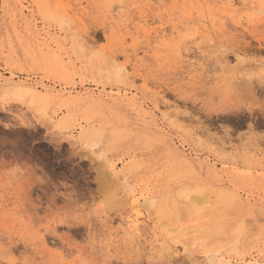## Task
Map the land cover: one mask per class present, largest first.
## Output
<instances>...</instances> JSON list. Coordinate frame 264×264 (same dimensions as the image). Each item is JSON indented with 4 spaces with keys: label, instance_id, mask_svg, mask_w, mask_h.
I'll return each mask as SVG.
<instances>
[{
    "label": "rangeland",
    "instance_id": "rangeland-1",
    "mask_svg": "<svg viewBox=\"0 0 264 264\" xmlns=\"http://www.w3.org/2000/svg\"><path fill=\"white\" fill-rule=\"evenodd\" d=\"M225 1L237 7L245 4L247 12L257 17L259 29L264 0H124L126 8L118 16L93 8L103 0H0V108L5 98L9 100V112L0 115L18 117L21 123L38 122L35 131L41 133L48 126L59 128L65 139L58 151L67 153L73 144L80 146L85 155L67 162L71 191L105 213L103 219L117 244L132 236V199L122 192L121 176H125L134 196L150 194L157 207L169 200L187 202L190 194L207 197L206 206L196 203L198 234L192 239L204 241L200 258L208 264H252L254 260L264 264L258 238L246 235L237 242L222 230L237 214L240 198L243 206L257 209L264 202V139L259 127L256 135H243L247 129L239 128L234 129V136L223 139L213 126L205 129L185 115L191 109L181 106L173 93L160 91L139 77L125 78L123 60L109 59L111 48L95 50L107 43L105 26L113 34L151 35L155 41L159 33L164 40L174 34V27L175 35H181L175 21L183 16L196 19L185 31H198L200 38L215 34L213 18L231 12L219 7ZM93 14L100 26L90 29L85 18ZM240 51L249 56L245 71H258V58L264 51L259 41H250ZM26 81L31 91L14 90ZM42 82L49 93L40 87ZM145 143L150 145L148 151L143 149ZM100 154L110 167L97 157ZM112 167L117 176L110 177L109 188H100L99 173ZM23 191L16 175L0 171V215L6 208L19 212L17 226L26 231V205L17 208L8 203L16 199L13 194ZM112 207L119 214L111 212ZM52 227L59 230L61 226ZM127 243L131 248L132 240ZM209 255L215 257L213 262Z\"/></svg>",
    "mask_w": 264,
    "mask_h": 264
},
{
    "label": "snow or ice",
    "instance_id": "snow-or-ice-1",
    "mask_svg": "<svg viewBox=\"0 0 264 264\" xmlns=\"http://www.w3.org/2000/svg\"><path fill=\"white\" fill-rule=\"evenodd\" d=\"M219 7L231 12L214 17L215 34L206 33L204 38L198 31H185V26L196 23L195 17L181 16L175 21L179 37L175 27L171 37L161 40L157 33L153 41L151 35L109 33L105 26L107 43L95 50L111 48L109 59L123 60L125 78L139 77L160 91L173 93L181 106L191 109L185 115L205 129L213 126L221 138L234 136V129L239 128L247 129L243 135H256L259 127L264 139V51L258 58L259 70L251 72L245 71L249 56L240 51L252 40H258L264 50V4L258 30L257 17L247 12L245 4L237 7L226 2ZM93 8L118 16L126 5L124 0H103ZM85 19L90 29L100 26L95 14ZM8 103L5 98L0 113L9 112ZM38 126V122L21 123L18 117L0 115V171L16 175L24 187L8 203L17 208L26 205L23 214L29 225L26 231L20 229V213L12 209L6 208L0 215V264H208L200 258L204 241L192 239L198 234L200 212L192 198L195 194H190L187 202L169 200L159 207L146 196L137 212L145 217V227L139 231L133 228L132 236L117 244L103 219L105 213L87 197H77L71 191L73 180L67 162L85 155L80 146L73 144L67 153L58 151L65 139L59 128L48 126L47 132L41 133L35 131ZM143 149L148 151L150 145L145 143ZM237 209L222 230L237 242L246 235L258 238L264 254V202L257 209L243 206L240 198ZM110 211L119 214L120 210L112 207ZM53 224L61 227L56 230ZM48 236L51 239L45 240Z\"/></svg>",
    "mask_w": 264,
    "mask_h": 264
},
{
    "label": "bare ground",
    "instance_id": "bare-ground-1",
    "mask_svg": "<svg viewBox=\"0 0 264 264\" xmlns=\"http://www.w3.org/2000/svg\"><path fill=\"white\" fill-rule=\"evenodd\" d=\"M226 2V1H225ZM147 5H149L148 3H147ZM123 21V20H122ZM128 21V20H127ZM124 22V21H123ZM129 25V24H128ZM108 57V56H107ZM109 60V59H108ZM118 60V59H117ZM110 61V60H109ZM115 61H116V58H115ZM112 63V62H111ZM11 75L13 76L14 75V73L13 72H11ZM27 82V81H26ZM29 82V81H28ZM28 82L27 83H19V84H17L16 85V87L14 88V90L16 91V92H20V91H23V90H26V89H28V91H31V89H32V87H30V84H28ZM1 83H2V80L0 79V86H1ZM45 83H41L40 84V87L44 90V91H46V92H48L49 91V89H47V87L44 85ZM4 85H6V84H4ZM57 90V89H56ZM65 90V89H64ZM49 93V92H48ZM59 94V93H58ZM33 95H36V94H33ZM120 95V94H119ZM36 97V96H35ZM50 97V96H49ZM124 97V96H123ZM42 98H45V97H42ZM53 98V97H52ZM45 99H47V98H45ZM49 99V98H48ZM131 99V98H130ZM135 99V98H134ZM136 101V100H135ZM95 155V154H94ZM95 157H96V155H95ZM94 157V158H95ZM97 157L105 164V165H107V166H109L110 164H109V162L110 161H107L106 159V157H104L102 154H100V155H97ZM106 158V159H105ZM95 160V159H94ZM101 162V163H102ZM99 163H100V161H99ZM98 163V164H99ZM100 166V165H99ZM110 167V166H109ZM115 167H112V169H110L109 171H107V169L106 170H104V171H101L100 173H99V178H98V185H99V187L100 188H106V187H108V185L110 184V177L111 176H117V174L115 173V169H114ZM159 175V174H158ZM121 178L123 179V189H122V192H123V194H124V196H123V194L121 195V196H123V197H125L126 198V196H128L129 197V199L131 198L132 199V209H133V213L131 214V216L129 217V223L131 224L130 225V230H131V233H133V228H135L137 231H139L140 229H143L144 227H145V217L143 216V215H140V216H138L137 215V212H139L140 210H141V205L143 204V202H144V200H145V198H146V196H150V194H147V195H143V196H140V197H136V196H134L132 193H133V191H132V189L130 188V186H129V184H128V182H127V178L125 177V176H121ZM117 180V179H116ZM111 186V185H110ZM114 187V186H113ZM109 188V187H108ZM110 190H112V189H110ZM113 191H114V189H113ZM115 191H117V190H115ZM110 192H109V190H108V194H109ZM182 193V192H181ZM221 193V192H220ZM120 196V197H121ZM116 197H118V196H116ZM184 197H188L187 195H184ZM115 198V194L114 195H112V191H111V194H110V199L111 200H113ZM119 198V197H118ZM153 198V197H152ZM120 199V198H119ZM124 199V198H123ZM127 199V198H126ZM154 200H155V198H153ZM193 200L199 205V206H204V204H206L207 203V201H208V199H207V197H205V196H199V197H194L193 198ZM124 201H125V199H124ZM123 201V202H124ZM126 202V201H125ZM200 202H202V203H200ZM196 204V205H197ZM197 205V207H199ZM200 209V208H199ZM202 209V208H201ZM213 210V209H212ZM141 235H143V233L141 232L140 233ZM136 240H139V238H137ZM137 242V241H136ZM139 242V241H138ZM128 244V243H127ZM211 254V253H210ZM213 256H214V254H213ZM213 256H210L209 255V257H208V259H209V261L210 262H213V260H214V258L215 257H213ZM227 264H232V262L231 261H229ZM252 264H260L257 260H254V262L252 263Z\"/></svg>",
    "mask_w": 264,
    "mask_h": 264
}]
</instances>
